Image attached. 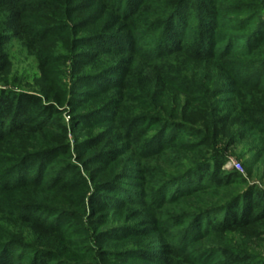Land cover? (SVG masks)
Returning a JSON list of instances; mask_svg holds the SVG:
<instances>
[{
	"label": "rangeland",
	"instance_id": "rangeland-1",
	"mask_svg": "<svg viewBox=\"0 0 264 264\" xmlns=\"http://www.w3.org/2000/svg\"><path fill=\"white\" fill-rule=\"evenodd\" d=\"M1 92L62 113L0 138V264L264 263V235L207 230L230 194L264 191V124L246 123L264 122V0H0ZM212 158L245 184L210 185Z\"/></svg>",
	"mask_w": 264,
	"mask_h": 264
},
{
	"label": "trees",
	"instance_id": "trees-1",
	"mask_svg": "<svg viewBox=\"0 0 264 264\" xmlns=\"http://www.w3.org/2000/svg\"><path fill=\"white\" fill-rule=\"evenodd\" d=\"M204 5H206L204 3ZM204 11L207 10V15H214L217 19L218 15L216 9L206 8L202 6ZM238 7H235V13H240ZM212 21V19H211ZM212 22L211 25H213ZM199 49L203 50L202 43H199ZM87 60L91 61L92 55L87 54ZM75 111V109H74ZM62 111L57 107L55 103L50 102L47 98L43 99L39 96L24 93H0V138L5 135L16 134L26 137L44 136L53 133L55 131V123L61 116ZM74 119V118H73ZM76 120V119H75ZM247 122H254L255 125L260 126L264 124L263 119L254 118L249 115L246 118ZM242 119L240 116L233 117L230 120V128L241 125ZM77 130L80 125L74 124ZM122 127L130 135L139 136L143 134L141 127L138 130L131 129V120H122ZM159 127V125H158ZM229 132H226L224 136H229ZM62 148V147H61ZM59 148L58 152H60ZM53 149V148H49ZM179 151L188 152L190 146L187 144H180ZM52 154L51 152H39L35 153L32 157V161L27 166H24V173L29 174L37 169V162L40 161L45 155ZM222 160L212 158L210 163H213V167L205 170V177L210 182V185L215 188H229L230 185L242 180L241 175L234 170L227 171L222 167ZM203 166V165H202ZM210 169V170H209ZM245 184V181H244ZM79 185L78 180H70L66 183H60L57 185V190L60 194L64 190H73L74 186ZM256 187L250 188L246 184L244 187L230 194L228 198L223 200L222 211L224 217L217 223L212 220L209 223L207 230L216 236H223L225 233L239 234L245 238L258 239L264 235V191L255 192ZM230 193V191H229ZM35 230H40L44 233L49 232V228L45 227V221L35 217L28 221ZM222 255L224 262L221 264H264L255 262L250 258L248 254L241 251L223 250Z\"/></svg>",
	"mask_w": 264,
	"mask_h": 264
},
{
	"label": "built area",
	"instance_id": "built-area-1",
	"mask_svg": "<svg viewBox=\"0 0 264 264\" xmlns=\"http://www.w3.org/2000/svg\"><path fill=\"white\" fill-rule=\"evenodd\" d=\"M235 166H236V167H239L238 165H235ZM235 166H234V167H235Z\"/></svg>",
	"mask_w": 264,
	"mask_h": 264
}]
</instances>
